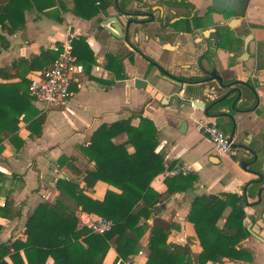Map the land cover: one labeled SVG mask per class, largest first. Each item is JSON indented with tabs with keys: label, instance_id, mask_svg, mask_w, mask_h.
<instances>
[{
	"label": "crops",
	"instance_id": "obj_1",
	"mask_svg": "<svg viewBox=\"0 0 264 264\" xmlns=\"http://www.w3.org/2000/svg\"><path fill=\"white\" fill-rule=\"evenodd\" d=\"M61 1L62 5L56 0L48 3L44 0L39 6L25 11L24 26L16 34L8 37L10 46L0 53V68H2L19 59L28 60L31 55H37L41 50L58 51L61 42L68 34L78 35L74 43L83 38L89 47L87 50L84 45H76L78 72L66 106L55 107L42 113L40 106L32 102L38 115L44 117L40 137H30V132L26 128L28 124L23 121L22 115L18 118L17 139L14 142L9 139L2 142L0 208H5V197L9 196L11 201L9 209L12 211L7 217L0 215V243L25 240L23 227L26 219L39 203L55 201L59 194L56 186L58 179L83 185L82 176L75 175L65 166H57L60 158H66L70 162L73 160L72 163L80 170H91L93 163L86 161L81 148L87 147L97 128L102 124L114 123L131 118L132 114L141 113L155 125L158 139L155 152L163 155L166 166L173 165V168L190 166L198 177L212 178L216 181L214 183L216 185L212 184L217 186L216 189H212L214 192H205L210 187L199 179L192 189L176 193L160 205L158 217L172 225L168 241L177 245L189 242L191 253L199 254L201 248L193 226L187 221L193 198L203 194L224 193L243 196L244 185L257 179L240 169L236 155L219 156L213 152L209 140L200 130V124H215L226 132L218 121L204 118L203 112L197 108L183 106L184 101L193 103L204 101V98L198 96L191 87L184 86V89L183 85L173 78L181 80L199 78L200 73L196 66L203 49L193 50V42L187 36L160 41L154 39L152 32L156 24L148 25L146 31L150 35L147 42L139 43L136 36L130 37L128 45L123 40L112 38L103 27L105 18L116 16L114 3L106 9L105 14L100 13L91 20H84L74 15L70 0ZM124 1L127 0H122ZM136 1L131 0L128 3V10L135 9ZM189 2L200 9L210 3L205 0H189ZM247 5L248 14H252L253 20L264 23V0H248ZM57 18H60L61 22H58ZM120 20L123 22L126 19ZM213 56L214 64L219 60L223 62L225 58L219 51ZM202 64L208 65L205 59L202 60ZM21 73L26 75V78H30L35 72L22 68ZM134 79L144 80L147 82L146 87L136 89L133 85ZM174 95H177L181 102H173ZM215 95L214 92L212 97L215 98ZM163 100H166V103H163ZM166 115H169L171 120L164 118ZM183 121L186 123L185 133L179 130ZM138 122L135 117L131 119L133 126H137ZM257 122H250L247 126L251 133L249 140L259 130L260 125ZM4 134L7 138L11 137L6 130ZM189 134L196 136L195 147L191 153L187 150V145L180 142ZM124 140L125 137L120 136L113 142L121 144ZM240 140V136H235L233 142ZM201 142L206 143L204 150L198 146ZM254 142L255 148H260L263 140L256 137ZM260 156V162L264 163V153H260ZM168 173L169 170H166L152 181L151 187L156 192L162 194L166 191L164 179L171 177ZM255 184L254 187H249L250 191H254L255 196L246 200L247 206L243 207L246 215L244 224L246 227L252 224L251 230L253 228L252 231L257 232L264 239V190L261 193V202L255 204L257 190L264 186H259L261 183ZM107 190L118 193V190L112 186L97 182L86 194L94 200L101 201ZM17 210L18 213L14 214ZM256 212L260 214L258 221L253 218ZM228 213L229 209L225 211L219 224L223 223ZM76 215L79 218V228L86 227L88 221L97 218L80 212ZM154 217L155 215L152 214L146 221L148 226L152 225ZM258 226L263 230L258 232ZM148 237L147 228L139 241L138 252L129 257L135 264H145L147 261ZM250 239L255 241L256 244L253 245L255 249L247 246ZM241 245L254 254L259 246L264 248V244L252 236L245 239ZM20 255L23 257L22 251ZM115 260L116 253L111 246L102 264H115ZM6 261L11 264L8 258ZM23 261L25 262L24 257ZM50 263L51 260L47 262Z\"/></svg>",
	"mask_w": 264,
	"mask_h": 264
},
{
	"label": "trees",
	"instance_id": "obj_2",
	"mask_svg": "<svg viewBox=\"0 0 264 264\" xmlns=\"http://www.w3.org/2000/svg\"><path fill=\"white\" fill-rule=\"evenodd\" d=\"M70 1L74 15L84 20L105 14L113 4V0ZM130 2L124 1L119 7L124 8ZM41 3L44 0H0V53L9 48L8 37L24 26L25 11ZM247 3L248 0L241 2L243 7ZM57 21L61 22V19L57 18ZM78 44L89 50L81 38L73 43L75 56ZM57 55V50H41L28 60L19 59L0 68V151L5 139L12 142L17 139L18 118L22 115L28 124L26 128L30 137H40L44 117L38 115L32 105L33 99L28 92L30 79L21 70L42 72L50 67ZM134 117L139 121L137 126L131 125ZM5 130L11 134L10 138L4 134ZM120 136L125 140L115 144L113 140ZM157 145L155 125L141 113L99 126L87 147L81 148L86 161L93 163L91 170H80L72 163L73 160L70 162L66 158L57 162L58 167L65 166L75 175L82 176L83 185L58 179L59 194L55 201L39 203L26 219L23 227L25 240L0 243V264H9L6 258L11 264H47L49 260L50 264H102L111 246L116 253L115 261L126 260L138 252L139 241L147 228L149 255L145 264H251L253 252L241 245L250 237L244 224L246 215L243 207L247 204L243 196L236 194H203L193 198L187 221L193 226L201 248L199 254L191 253L189 242L177 245L168 241L172 225L158 217L160 205L170 196L192 189L197 175L190 172L165 178L166 191L162 194L156 192L151 187L152 181L173 168V165H165L161 153L155 152ZM97 182L112 186L118 193L107 190L101 201L92 199L86 193ZM255 185L248 183L247 201L255 196L249 189ZM5 201L0 215L7 217L12 211L9 209V196ZM227 209L228 215L219 224ZM78 212L109 220L113 227L104 235L93 234L86 227H78ZM17 213L18 210L14 211ZM152 214L155 217L152 225L148 226L146 221Z\"/></svg>",
	"mask_w": 264,
	"mask_h": 264
},
{
	"label": "flooded vegetation",
	"instance_id": "obj_3",
	"mask_svg": "<svg viewBox=\"0 0 264 264\" xmlns=\"http://www.w3.org/2000/svg\"><path fill=\"white\" fill-rule=\"evenodd\" d=\"M205 1L210 3L200 9L189 0H137L135 9L129 11L134 12L131 18L139 22L136 29L139 43L149 40L147 27L156 24L152 32L154 39L187 36L193 42V50L203 49L200 57L204 60L206 56L209 61L205 59L208 65L202 64V68L207 74L215 70L218 76L216 82H209L207 86L221 102V112L227 109L229 101L235 102L233 125L237 136L249 148V153L244 154L249 163L253 159L252 152L258 157L257 164L248 168L262 171L264 175V163L260 162V153H264V23L253 20L252 14H248V5L241 4L243 0ZM121 3L122 0H117L118 7ZM128 5L120 9L125 10ZM218 51L225 58L214 64L213 54ZM196 68L200 73V68ZM200 76L208 78L201 73ZM216 121L230 133L231 124L221 113ZM254 121H258L260 127L249 140L251 133L247 126ZM256 137L263 140L260 148H255ZM259 186H264V180Z\"/></svg>",
	"mask_w": 264,
	"mask_h": 264
},
{
	"label": "built area",
	"instance_id": "obj_4",
	"mask_svg": "<svg viewBox=\"0 0 264 264\" xmlns=\"http://www.w3.org/2000/svg\"><path fill=\"white\" fill-rule=\"evenodd\" d=\"M78 38L76 34H68L58 48V55L49 68L42 72H36L30 77L28 92L33 102L40 106L42 113H46L55 107L67 105L71 96V88L74 84L78 72L77 58L73 53L74 40ZM200 130L209 140L212 150L216 155H234L229 142V134L217 127L215 124L201 123ZM192 172L190 166L169 170L171 177L186 175ZM3 207V204H2ZM87 229L96 235H104L111 231L113 224L111 221L96 218L86 223ZM115 264H135L131 258L118 260Z\"/></svg>",
	"mask_w": 264,
	"mask_h": 264
},
{
	"label": "water",
	"instance_id": "obj_5",
	"mask_svg": "<svg viewBox=\"0 0 264 264\" xmlns=\"http://www.w3.org/2000/svg\"><path fill=\"white\" fill-rule=\"evenodd\" d=\"M113 8L116 12V16H108L107 18H105L103 22V27H105V29L109 32V34H111L112 38L123 40L126 44L129 45L130 37L134 38L137 36V30L134 27H137V25H139V22L131 18L134 16V12L129 11L127 8L125 10L120 9V7H118L117 5V0H114ZM121 18H125L126 20L122 22V20H120ZM204 58L207 61H209V59L206 56H204ZM201 60L202 58L200 57L197 61V67L200 68V73L202 75H208V78L200 76L199 78H196L193 81L173 78L175 81L183 85L184 89L186 86L191 87L194 89V92L198 96L204 98V101H195L193 103L190 101L183 100L184 101L183 106L194 107L201 110L203 112V117L208 119L216 120L218 117V113H221L222 116H224L229 121V124H231V130L229 133V142H232L231 148L235 152L234 155H236L237 157L239 167L244 172L257 177V179L252 182L259 184L264 180V175L262 174V171L258 172L256 170H251L248 168L249 165L257 164L258 162L257 155L252 152L253 159L249 163L247 161V156L244 154V153H249V148H247V143L244 140H240L239 142H233V139L235 138V136H237L235 127L233 125V117H232V113L236 112L235 102L229 101L227 105V109L224 112H221L222 111L220 108L221 102L212 97V94H214V90L207 86L209 82H216L218 80V76L216 75L215 70L211 71L210 74H207L206 71L202 68ZM160 72L166 74L163 70H160ZM133 85L136 89H144L147 85V82H145L142 79H134ZM173 100H174L173 102L175 103L181 102V100L177 95L173 96ZM163 103H166V100H163ZM179 130L180 132L185 133L186 130L185 122L181 123ZM247 187L248 184H245L243 188V198L245 202L247 200L245 196ZM263 190L264 187H260L257 190V201L255 202V204L261 202V193ZM251 226L252 224L246 227L250 236H252L253 238L257 239L259 242L264 244V239L259 235L255 234L254 232H252Z\"/></svg>",
	"mask_w": 264,
	"mask_h": 264
},
{
	"label": "rangeland",
	"instance_id": "obj_6",
	"mask_svg": "<svg viewBox=\"0 0 264 264\" xmlns=\"http://www.w3.org/2000/svg\"><path fill=\"white\" fill-rule=\"evenodd\" d=\"M30 79V78H29ZM160 91V90H159ZM164 118H166L168 121L169 120H171V117L169 116V115H166V116H164ZM184 122V121H183ZM182 123V122H181ZM194 138H196V136L195 135H187V136H185L184 137V139H182V141H180V142H182V143H185L186 145H187V150L191 153V151H193L192 149H194V147H195V142H194ZM206 145V143H200L198 146L200 147V149L201 150H204L205 149V146ZM191 155V154H190ZM199 179H202V177L201 176H197V181H196V183L197 182H199ZM202 181H204L207 185H208V187H210L208 190H206L205 192H214L212 189H216L217 188V186L215 187L214 185H216V184H214L216 181H214V180H212V178H208V179H204V177H203V179H202ZM212 184H214V185H212ZM203 188H204V186H203ZM260 214H259V212H256L254 215H253V218L255 219V221H258L260 218ZM78 224H80V223H78ZM252 230H253V228H252ZM261 230H263L260 226H258L257 227V231L259 232V231H261ZM254 231V230H253ZM252 231V232H253ZM254 233H256V234H258L257 232H254ZM259 235V234H258ZM249 245H247L248 247H251V248H253V249H255V247H253V245L254 244H256L255 243V241L254 240H252V239H250L249 240ZM251 245V246H250ZM253 261H252V263L251 264H264V248L263 247H260L259 246V248L257 249V251H255V254L253 253ZM229 264H238V263H229Z\"/></svg>",
	"mask_w": 264,
	"mask_h": 264
}]
</instances>
